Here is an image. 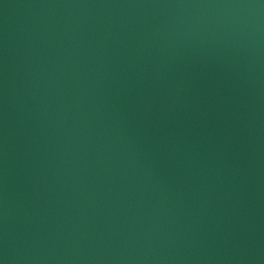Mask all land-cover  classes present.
Here are the masks:
<instances>
[{
    "label": "water",
    "instance_id": "95a60500",
    "mask_svg": "<svg viewBox=\"0 0 264 264\" xmlns=\"http://www.w3.org/2000/svg\"><path fill=\"white\" fill-rule=\"evenodd\" d=\"M0 264H264V0H0Z\"/></svg>",
    "mask_w": 264,
    "mask_h": 264
}]
</instances>
